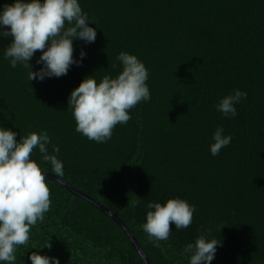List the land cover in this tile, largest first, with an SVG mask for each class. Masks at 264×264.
I'll use <instances>...</instances> for the list:
<instances>
[{"label": "trees", "instance_id": "16d2710c", "mask_svg": "<svg viewBox=\"0 0 264 264\" xmlns=\"http://www.w3.org/2000/svg\"><path fill=\"white\" fill-rule=\"evenodd\" d=\"M79 3L97 35L87 45L73 41L74 57L80 48L87 56L67 75L28 81L27 69L4 59L11 37L0 38V124L17 141L46 130L60 149V178L116 215L149 264H188L181 250L201 230L222 241L211 264H264V0ZM122 51L147 68L151 99L132 108L109 141L96 143L75 131L67 97L86 75L115 76ZM39 54L30 61L33 71ZM234 89L247 98L235 118L225 119L214 106ZM218 126L233 139L212 156ZM31 158L56 176L37 149ZM45 182L50 210L31 229L29 244L17 247L15 264H30L32 251L60 264H144L113 218L57 180ZM177 197L195 206L192 224H170L169 239L153 247L139 227L145 205ZM48 241L51 248H41Z\"/></svg>", "mask_w": 264, "mask_h": 264}, {"label": "clouds", "instance_id": "9594fccd", "mask_svg": "<svg viewBox=\"0 0 264 264\" xmlns=\"http://www.w3.org/2000/svg\"><path fill=\"white\" fill-rule=\"evenodd\" d=\"M90 24L94 22L82 10L79 0H12L0 6V38L11 37L4 59L12 68L20 64L27 69L28 81L67 75L73 65L82 66L87 56L80 48L78 57H74L73 41L87 45L96 40V29ZM37 51L40 54L35 63L40 67L33 71L30 61ZM116 60L120 70L115 76L105 74L97 81L92 75H86L67 97L75 131L96 143L109 141L116 125L127 124L131 119L130 110L141 101L151 99L147 85L149 72L143 62L124 51ZM246 98V92L234 89L214 107L225 119L235 118L236 105ZM16 136V132L0 124V264H15L17 247L29 244L31 229L38 222L43 223L51 207L44 171L31 158L34 149L56 177L64 176L63 163L56 155L60 149L52 144L46 130L30 132L19 141ZM232 139L218 126L209 145L211 155L217 156ZM145 208V222L139 227L156 248L162 246L160 241L169 239L170 224L176 230L188 228L196 210L194 205L178 197L167 199L163 204L149 201ZM217 246H222L221 239L201 230L194 241L184 245L181 255L188 264H211ZM44 247L51 248L49 241L41 248ZM30 249L37 248L32 245ZM28 260L30 264H60L57 257L38 251L30 252Z\"/></svg>", "mask_w": 264, "mask_h": 264}, {"label": "water", "instance_id": "95a60500", "mask_svg": "<svg viewBox=\"0 0 264 264\" xmlns=\"http://www.w3.org/2000/svg\"><path fill=\"white\" fill-rule=\"evenodd\" d=\"M45 174V173H44ZM45 176L47 178L53 179V180H57L58 182L64 184L69 190H71L73 193H75L76 195L82 197L83 199L90 201L91 203L95 204L97 207H99L104 213H106L108 216H110L111 218H113L115 220L116 223L119 224V226L123 229V231L125 232V234L128 236V238L130 239L133 247L135 248V250L138 252V254L141 256L144 264H149L147 258L145 257L144 253L142 252V250L140 249V247L138 246V244L136 243L134 237L132 236V234L130 233V231L128 230V228L126 227V225L116 216L114 215L112 212H110L109 210H107L106 208L100 206L98 203L94 202L92 199L88 198L85 194L73 189L72 187H70L64 180H62L60 177H56L54 175L51 174H45Z\"/></svg>", "mask_w": 264, "mask_h": 264}]
</instances>
